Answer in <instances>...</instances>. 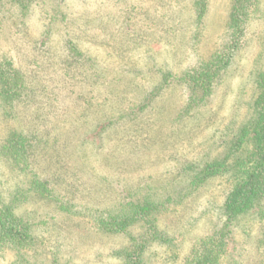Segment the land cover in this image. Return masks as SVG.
I'll return each instance as SVG.
<instances>
[{
  "label": "rangeland",
  "instance_id": "1",
  "mask_svg": "<svg viewBox=\"0 0 264 264\" xmlns=\"http://www.w3.org/2000/svg\"><path fill=\"white\" fill-rule=\"evenodd\" d=\"M234 41L209 82L204 65L217 68ZM4 60L27 89L11 116L0 109V142L14 130L28 134L33 170L84 206L116 210L123 190L163 202L159 227L171 242L153 244L148 260L179 264L210 231L231 186L218 174L190 190L185 166L223 159L252 115L264 0H0ZM20 178L27 182L0 160L1 188ZM23 208L37 224L33 264H124L115 254L128 246L122 233L53 201L32 197ZM232 229L229 260L262 264L256 217L244 214ZM14 259L7 251L0 263Z\"/></svg>",
  "mask_w": 264,
  "mask_h": 264
},
{
  "label": "trees",
  "instance_id": "2",
  "mask_svg": "<svg viewBox=\"0 0 264 264\" xmlns=\"http://www.w3.org/2000/svg\"><path fill=\"white\" fill-rule=\"evenodd\" d=\"M234 43L228 45L232 51L219 58L217 68L212 62L204 65L209 82L218 76L217 70L229 63L237 45L236 41ZM256 84L259 92L252 102V115L240 128L223 159L196 170L192 163L185 166L192 171L190 190L218 174L231 178V186L218 205V216L210 231L194 240L190 253L179 264H234L235 260H229L232 252L228 247L233 243L232 228L244 214L254 215L264 229V70L258 74ZM26 89L22 72L11 61H2L0 109L5 116L12 115L13 109L26 95ZM33 146L29 135L18 130L10 132L0 142V160L12 162L19 176L27 179L24 183L20 178L12 189L0 186V258L10 251L15 256L10 264H33L30 257L38 241L37 224L32 214L23 208L32 197L53 201L59 210L84 218L98 230L122 233L128 240V246L116 250L115 254L122 258L124 264H152L148 260L149 248L153 244L170 245L167 233L159 227L163 202L148 196L135 199L133 192L123 190L125 201H121L116 210L77 203L74 196L57 194L50 179L33 170L29 159V150ZM262 238L264 245V232ZM261 255L264 264V249Z\"/></svg>",
  "mask_w": 264,
  "mask_h": 264
}]
</instances>
